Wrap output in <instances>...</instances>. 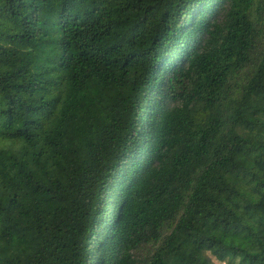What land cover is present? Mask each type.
Listing matches in <instances>:
<instances>
[{
  "label": "trees",
  "instance_id": "1",
  "mask_svg": "<svg viewBox=\"0 0 264 264\" xmlns=\"http://www.w3.org/2000/svg\"><path fill=\"white\" fill-rule=\"evenodd\" d=\"M0 264H264V0H0Z\"/></svg>",
  "mask_w": 264,
  "mask_h": 264
}]
</instances>
